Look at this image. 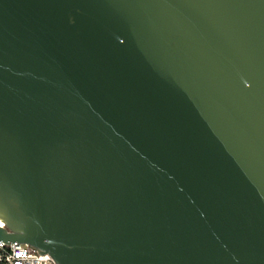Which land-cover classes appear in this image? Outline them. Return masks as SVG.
<instances>
[{"label":"water","instance_id":"obj_1","mask_svg":"<svg viewBox=\"0 0 264 264\" xmlns=\"http://www.w3.org/2000/svg\"><path fill=\"white\" fill-rule=\"evenodd\" d=\"M0 223L57 264H264V0H0Z\"/></svg>","mask_w":264,"mask_h":264},{"label":"built area","instance_id":"obj_2","mask_svg":"<svg viewBox=\"0 0 264 264\" xmlns=\"http://www.w3.org/2000/svg\"><path fill=\"white\" fill-rule=\"evenodd\" d=\"M2 226V224L0 223ZM0 264H57L48 253L38 251L26 243L0 240Z\"/></svg>","mask_w":264,"mask_h":264}]
</instances>
